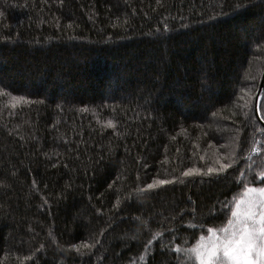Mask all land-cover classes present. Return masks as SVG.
Instances as JSON below:
<instances>
[{"label": "trees", "instance_id": "trees-1", "mask_svg": "<svg viewBox=\"0 0 264 264\" xmlns=\"http://www.w3.org/2000/svg\"><path fill=\"white\" fill-rule=\"evenodd\" d=\"M263 67L264 0H0V264H195L264 185Z\"/></svg>", "mask_w": 264, "mask_h": 264}, {"label": "snow or ice", "instance_id": "snow-or-ice-1", "mask_svg": "<svg viewBox=\"0 0 264 264\" xmlns=\"http://www.w3.org/2000/svg\"><path fill=\"white\" fill-rule=\"evenodd\" d=\"M159 2L160 0H157V3ZM234 7L241 8L243 5L237 3ZM253 87L254 85L248 86L247 89L240 88L237 97L243 103L239 104V107L243 109L245 115H248L251 109L256 115L264 117V91H252ZM3 94H5V88L0 87V95ZM8 95L12 107L28 102L24 96L11 93ZM235 103L234 100L233 104ZM102 123L108 128L115 127V122L111 119ZM252 151H257V148L253 146ZM225 158L229 161L228 163H222L220 158L215 159L214 163L219 167L209 165L206 170L195 167L185 168L181 175L224 173L231 166V151L225 154ZM258 176L264 178V170L260 171ZM171 182L154 177L150 183L136 191L137 193L151 192ZM233 201L231 211L222 226L207 227V235L199 236L190 248H181L179 244L173 247L174 251L186 254L185 262L194 258L195 264H264V186L246 184L242 194L234 197ZM69 247L84 255L80 251L81 247L90 249L91 245L84 242L82 245L72 244Z\"/></svg>", "mask_w": 264, "mask_h": 264}, {"label": "water", "instance_id": "water-1", "mask_svg": "<svg viewBox=\"0 0 264 264\" xmlns=\"http://www.w3.org/2000/svg\"><path fill=\"white\" fill-rule=\"evenodd\" d=\"M263 82H264V67H263L262 73L260 75L259 82H258V85H257L255 92H261L262 91ZM256 117H257L258 121L262 124V126L264 127V120L258 115H256Z\"/></svg>", "mask_w": 264, "mask_h": 264}, {"label": "rangeland", "instance_id": "rangeland-1", "mask_svg": "<svg viewBox=\"0 0 264 264\" xmlns=\"http://www.w3.org/2000/svg\"><path fill=\"white\" fill-rule=\"evenodd\" d=\"M243 31H244V33H243V32H240V35H241L242 39H244V38H248V37H249V34H250V29H248L247 32H246L245 30H243ZM259 71H260V70H258V73H259ZM258 73H257V71H256L255 76H256ZM258 82H259V81H258ZM263 186H264V185H263Z\"/></svg>", "mask_w": 264, "mask_h": 264}]
</instances>
